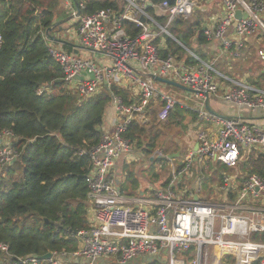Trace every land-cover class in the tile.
I'll list each match as a JSON object with an SVG mask.
<instances>
[{
  "label": "built area",
  "instance_id": "built-area-1",
  "mask_svg": "<svg viewBox=\"0 0 264 264\" xmlns=\"http://www.w3.org/2000/svg\"><path fill=\"white\" fill-rule=\"evenodd\" d=\"M123 1L125 8L120 15L109 9L80 15L79 11L84 10L81 3L73 8L69 17L76 40L73 48L88 52L92 61L48 46L49 56L62 72L64 88L82 101L112 85L128 88L133 94L128 104L121 97L112 96L113 116L109 126L101 127L96 146L79 153L89 160L90 172L85 184L87 211L92 212V218L89 229L76 234L81 246L70 257L78 260L76 264L107 261L133 264L142 258L185 264L178 256L193 249L194 256L188 264H228L227 258L233 264H264V244L251 239L255 234H264V176L250 175L238 182L236 177L222 175L219 195L214 201L201 196V182L194 190L186 185L178 188L177 184L193 163L205 165L208 161L233 169L251 152L264 155V130L239 119L210 115L205 108L193 111L180 105L163 93L152 77L176 80L203 100L205 95H220L233 107L261 114H264V90L228 80L215 70L214 63H205L195 55H191L193 62L182 64L170 57L159 58L155 40L162 34L169 36L166 27L176 17L188 18L194 7L191 0L164 1L158 5L166 18L165 27L158 26L147 15L149 0ZM63 2L71 7L70 0ZM221 3L222 18L214 28L207 27L202 32L207 41L220 42L225 53L237 59L246 38L264 36L261 19L264 0H221ZM237 10L247 18L236 20ZM141 17L144 23L139 21ZM123 22L140 28L139 36L128 38ZM230 29L236 41L227 38ZM1 45L0 36V48ZM258 58L264 61V51H258ZM84 73L93 78L82 77ZM45 91L49 93L42 87L36 93L41 95ZM149 105L158 109L157 119L161 123L167 121L176 107L193 112L197 151H193L194 146L188 149L182 167L173 172V179L165 189L153 190L149 196L128 197L120 193L114 170L132 150L125 133L132 122L148 121L145 111ZM12 141L10 132L0 133V169L18 155L11 147ZM0 253L3 257L0 264H60L65 257L51 253L48 261L34 255L13 258L4 244H0Z\"/></svg>",
  "mask_w": 264,
  "mask_h": 264
},
{
  "label": "trees",
  "instance_id": "trees-1",
  "mask_svg": "<svg viewBox=\"0 0 264 264\" xmlns=\"http://www.w3.org/2000/svg\"><path fill=\"white\" fill-rule=\"evenodd\" d=\"M70 1L74 9L80 3L84 5L80 15H92L108 9L120 15L125 8L123 0ZM164 1L167 0H149L153 6ZM191 1L197 5H205L206 2ZM146 13L158 26L165 27V16H155L150 7L146 8ZM69 16L63 8V0H0V133L12 134L11 147L18 154L12 165L0 169V244L8 247L13 258L47 253L70 257L79 249L76 234L90 227L85 184V177L90 172L89 160L79 153L99 143L112 96H119L128 104L133 95L128 88L112 85L82 101L64 88L62 72L49 56L45 31L55 23L69 19ZM122 28L130 39L141 33L140 28L128 22H123ZM60 29L61 26L54 28L50 36ZM166 31L169 36L162 34L154 42L161 60L170 57L177 64L193 62L186 49L205 63L210 60L201 50L207 43L201 21L190 23L176 17ZM175 40H181L184 48ZM244 45L238 59H229L228 62L221 58L214 68L219 69L221 64L225 70L230 67L231 73L226 75L229 77L236 75L244 65H248L249 58L254 57L255 61L247 69L253 72L249 81L262 88L264 73L261 69L264 64L259 61L258 51H264V36L259 35ZM63 47L69 54L76 53L74 48ZM42 87H46L49 93L45 91L37 95V90ZM145 116L148 121L144 124L132 122L124 138L134 152L138 149L142 160L146 157L150 166L165 164L166 158L149 161L154 145L162 135V128L178 125L186 116L195 120V114L176 107L167 121L161 123L157 119V111L149 105ZM145 135L148 143L143 146L142 137ZM133 163L124 162L123 171L117 176L120 193L128 197L148 191L147 188L141 189L138 176L130 171ZM236 168L244 172L238 182L250 175L263 177L264 155L251 152L246 159L239 160L233 169ZM153 177L156 179L157 175ZM168 181L153 182L151 186L165 189ZM251 239L264 244V234H255ZM193 256V249L181 254L184 263L186 260L190 262ZM0 259H3L1 253ZM60 264L76 263L70 260ZM103 264L115 263L107 261ZM148 264L165 263L155 260Z\"/></svg>",
  "mask_w": 264,
  "mask_h": 264
},
{
  "label": "rangeland",
  "instance_id": "rangeland-1",
  "mask_svg": "<svg viewBox=\"0 0 264 264\" xmlns=\"http://www.w3.org/2000/svg\"><path fill=\"white\" fill-rule=\"evenodd\" d=\"M64 5L65 4L63 2V8H64ZM187 20H189V19H187ZM71 23H72L71 19H69L67 21L65 20V22L62 25H60L61 26L60 31L57 30V32H54L52 34L53 35L59 34L56 36H59L60 38H62V40H68L72 44H75L76 40L74 39V34L71 31L72 30ZM56 39L60 40L59 38H56ZM62 40H60V41H62ZM47 41H48V44L50 46L54 47L57 50L63 51L60 44L55 43V42H51L48 39H47ZM244 48H245V45H243V48L240 50V54ZM76 53L79 54V56L84 58V59H88L90 61L93 60V57L88 52H86L84 50L77 49ZM229 59L231 60L232 58H230L229 55L227 53H225L224 61H228ZM249 59H250V61L248 60L249 61L248 65H244L243 68L241 70H239L240 72L238 71L236 73L235 77H238L241 74V76L238 77L237 79L242 78V76L244 74H247V73L249 75H252L253 72H249L247 69L249 68L251 63H253L255 60H254V57H250ZM233 60H235V59H233ZM207 62L208 63H214V62H211L210 60ZM217 62H218V60H217ZM217 62H216V65H217ZM225 67H226V64H225ZM226 69H227V67H226ZM217 70L220 72H218ZM217 70L216 71L221 75L227 74V71L225 70L223 64L219 65V69H217ZM229 78H231V77L229 76ZM173 82L178 85L176 80H174ZM262 84H264V83H262ZM156 86L163 93L171 96L176 101H178L180 105H183V106H185V107H187L193 111H201L204 108L203 107V99L196 97L193 93L187 92L182 88L171 87V86L160 84V83H158ZM213 97L220 99L226 106H228V110L234 109V110L238 111V110L246 109L244 107H241V108L233 107L229 103L224 102L220 98V96H218V95L209 96L208 104H209V101ZM210 109H211V107H210ZM157 112H158V109H157ZM230 112H233V111H230ZM186 115H188V114H186ZM194 122H195V120L191 119L190 116H186L185 120L182 123H180L178 125L170 124L165 129L162 128V135L156 141V143L154 145V150H153L152 154L150 155V158H152L154 160V159H162V158L167 159L168 155L178 153L179 154L178 158H175L172 160L167 159V163L162 164V165H159V163H156V164L153 163L154 166H150L146 157H144V159L142 160V158L139 156V151L136 148L135 156H136V159H138V161L134 162L132 164V166L129 167L130 171L132 173L136 174L142 183L145 182V183H148L151 185L153 182H156V183L160 184V183L164 182V180L169 179L168 184H170V182L173 179V172L178 171L182 167L184 159L188 153V149L192 145L191 142L194 140L193 136L190 134L191 132H195V130H196V129H190ZM146 136L147 135L142 137L143 146H145L146 143H148V138H146ZM4 141H6V140H3V142ZM13 161H15V159ZM149 161H150V159H149ZM123 164H124V162L121 161V164L119 165L120 171H123ZM219 166L220 165H215L214 163L210 164L208 161H206L205 165L193 163L191 165V169L182 177V179H180V181L177 182L178 188L185 186V185H187L188 187H192L194 185V189H198V185L201 182L202 183V185H201V196L207 197L208 201L216 200L218 198V195H219V189H220L219 187L222 184V177L220 176V174L227 175L229 177L234 176V177H236V179H238L242 176L240 174L244 173V172H241V170L238 168L230 169L227 167H223V166L219 167ZM154 174L157 175L156 179H154V177H153ZM205 178H207V179H205ZM117 179H119V177H117ZM142 188H144V187H142ZM87 219H88V223L90 226L91 225V217L87 216ZM80 246H81V243L79 241V248H80ZM104 259L105 260H111L108 257H105ZM178 259L182 260L184 258L181 257V255H180V256H178ZM226 260H227L228 264H233L231 258H227ZM185 263L188 264L189 262L186 260Z\"/></svg>",
  "mask_w": 264,
  "mask_h": 264
},
{
  "label": "crops",
  "instance_id": "crops-1",
  "mask_svg": "<svg viewBox=\"0 0 264 264\" xmlns=\"http://www.w3.org/2000/svg\"><path fill=\"white\" fill-rule=\"evenodd\" d=\"M194 7H198V8H200V10H197L195 12L192 11L187 19H189L188 21L190 23H194L195 21H201L202 29L207 28V27L208 28H214V26L222 18L223 6H222V3H221V0H206L205 5H200V4L197 5V3L194 2ZM150 8H153L155 16L161 17V16L164 15L163 11L161 9H159L158 6H153V7L150 6ZM64 9L68 12L69 15L71 14V12L73 10L72 6L70 7L67 3H65ZM187 19H184V20H187ZM261 19L264 22V15L261 16ZM151 29L154 30L153 28H151ZM56 35H59V34H54V35L52 34V36L54 38H59L60 40H62V38H60L59 36H56ZM227 38L230 39L231 41H236L235 37H233L232 29H230L228 31ZM255 38H257V36L256 37L246 38L244 40V42L251 41V40H253ZM62 41H64L66 43V44H63V45H66L69 48H73V46H75V44H72L68 40H62ZM175 41L177 42V40H175ZM63 45L60 44V46L62 47V50H64L66 52V50L63 47ZM201 50H202V53L205 56H207L208 59L210 58V61L214 62V63H216L217 60L219 61V59H221V58L224 59V56H225V51L222 49V45L218 41H207V43L202 47ZM186 51L190 55H194L189 50L186 49ZM228 62H229V60H228ZM260 62H261V64H264V61H260ZM229 69H230V67H228L226 69L227 73L228 72L231 73V71ZM261 73L262 74L264 73V67L261 69ZM226 75L227 74H224L222 76H224L225 78H227L228 80H230L232 82L239 83V84H246L247 86H249V87H251L253 89L259 90V91H263L264 90V88H263L264 84H263L262 88H258V87L253 86L250 83V81H249L250 79L249 78L252 75H249L248 73L244 74L242 76V78H240V79H237V78L240 77L241 74L238 77H235V75L232 74L233 76L230 75L231 78H229ZM229 83L231 84V82H229ZM262 83H264V79H263ZM218 96H220V95H218ZM204 103H205V101L203 100V106H204ZM209 104L208 105L211 107V110L214 111L215 113H217L219 116H223L225 118H231V119H239L241 122H243L245 124H249L251 126H256V127H259V128L264 130V114H261V113H258V112H251L248 109H242V110H238V111L234 110V109L228 110V106H226L220 99H218L216 97H213L209 101ZM230 111H233V112H230ZM112 116H113V110L109 107L107 112H106L105 118H104V123H103L104 127H108L109 126V122L111 121ZM190 129H196L197 130V127L195 126V122L192 124V127ZM196 130H195V132H191L190 133L193 136V139H194L191 142V144H192L191 147L194 146V144H195ZM121 161H124L127 164H131L133 162L138 161V159H136L135 152L133 150H131V153L128 156H126L123 159H121L119 161V163L117 164V166L115 167L114 171H115V174H117V176L121 175V171L119 169V165L121 164ZM140 183H141L142 187H144V188L141 187V189H146L147 188L148 191H145L144 193L140 192L138 194H143L144 196H149V195H151V192L153 190H159V189L154 188L153 186H151L148 183H145V182L142 183L141 181H140ZM189 188L194 190V185L192 187H188V189ZM198 198H200V197H198ZM88 216H90L92 218V212L91 211L88 212Z\"/></svg>",
  "mask_w": 264,
  "mask_h": 264
},
{
  "label": "water",
  "instance_id": "water-1",
  "mask_svg": "<svg viewBox=\"0 0 264 264\" xmlns=\"http://www.w3.org/2000/svg\"><path fill=\"white\" fill-rule=\"evenodd\" d=\"M167 1H168L169 3L171 2V0H167ZM150 6H151V3H148V4H147V7H150ZM197 10H200V8H198V7H193V9H192L193 12H195V11H197ZM241 18H242V19H246L247 16H246L245 14H243V12H242L241 10H237V11L235 12V19H236V20H239V19H241ZM139 21H140L141 23H144V22H145V20H144L143 17H141V18L139 19ZM64 22H65V21L57 22V23H55L54 25H52L51 28L47 29V30L45 31V37H46V39L50 40L51 42L58 43V44H62V45L65 44L64 41L57 40V39L54 38L53 36H50V33L53 31V29L56 28L57 26L62 25ZM177 42H178V43L184 48V46H183L181 40H179V41H177ZM82 77H86V78H88V79H92V78H93L92 75H90V74H86V73H84V74L82 75ZM82 77H80V78H82ZM152 79H153L154 82H156V83H160V84L168 85V86H171V87L182 88V89H184V90L187 91V92L193 93V91H191V90H189V89H186V88L182 87L181 85H179V84L177 85V84H175L174 82L168 81V80H166V79H162V78L154 77V76L152 77ZM193 94H195V93H193ZM208 100H209V97H208L207 95H205V96H204V101H205V103H204V108H205V110H206L210 115L219 116L217 113H215L214 111H212V110L210 109V107H209V105H208ZM193 151H194V152L197 151V145H194V147H193ZM178 156H179L178 153L170 154V155L167 156V159H168V160H172V159L178 158ZM158 158H159V157H158ZM152 160H153V159L150 158V161H152ZM13 162H14V161H13ZM13 162H12V163H13ZM12 163H11L10 165H12ZM194 199L196 200V199H197V196H194ZM44 221L46 222V220H44ZM165 254H166V252H164V255H165ZM34 257L37 258V259H39V260H42V261H48V260L51 258V253H47V254H45V255H43V256H37V255H34ZM70 260L74 261L75 263L78 262V260H77L75 257L65 256V257H62V258H61V261H63V262H67V261H70ZM155 260H157V259H153V260H152V259H150V258H142L139 262H140L141 264H148V263L153 262V261H155ZM137 263H138V262H135V263H133V264H137Z\"/></svg>",
  "mask_w": 264,
  "mask_h": 264
}]
</instances>
